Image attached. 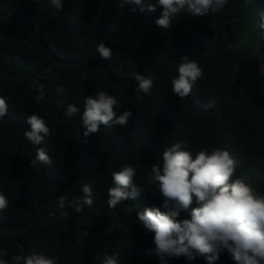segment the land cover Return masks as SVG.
<instances>
[{"label": "trees", "instance_id": "obj_1", "mask_svg": "<svg viewBox=\"0 0 264 264\" xmlns=\"http://www.w3.org/2000/svg\"><path fill=\"white\" fill-rule=\"evenodd\" d=\"M119 4L65 0L57 12L50 0H0V96L9 104L0 120V191L9 200L0 211V248L9 257L36 249L57 257L58 264H100L103 254L119 252L120 264H161L152 234L145 233L136 212L165 211L164 198L147 177L172 143L186 141L193 153L227 149L239 161L236 175L264 191V94L259 85L244 87L245 52L233 48L256 27L264 0L248 5L229 0L222 11L204 16L185 12L167 31L155 25L162 9L140 13L131 11L134 5ZM101 42L112 49L111 60L96 51ZM185 55L204 75L190 96L179 99L171 92V79ZM134 72L153 78L151 96L137 98ZM98 90L120 101L118 113L132 116L126 128L102 125L85 138L79 116L67 118L64 112L70 103L83 110L85 97ZM210 97L217 103L205 111L201 105ZM33 113L54 133L40 146L23 138L26 117ZM37 147L47 149L51 166L29 167ZM124 164L136 168L135 183L144 193L109 208L111 174ZM83 184L91 185L94 203L78 214L68 201L83 195ZM60 196L66 198L63 208ZM180 218H189L188 212ZM165 260L206 264L202 258ZM217 264L234 261L224 252Z\"/></svg>", "mask_w": 264, "mask_h": 264}, {"label": "clouds", "instance_id": "obj_2", "mask_svg": "<svg viewBox=\"0 0 264 264\" xmlns=\"http://www.w3.org/2000/svg\"><path fill=\"white\" fill-rule=\"evenodd\" d=\"M34 3L38 0H33ZM229 0H120L119 7L134 5L131 11L144 13L162 9L155 25L170 30L177 15L188 13L204 16L209 12L218 13ZM252 0H245V4ZM50 5L62 12L65 0H50ZM258 17V18H257ZM256 27L264 30V12H257ZM96 51L105 60H111L112 49L101 42ZM204 75L198 62L187 55L181 57L177 74L171 79V92L179 99L191 95L194 85ZM135 81L134 92L138 99L151 96L154 80L139 72L132 73ZM62 92L63 89H58ZM39 101L43 95L36 96ZM217 100L210 97L202 109L215 107ZM122 104L105 90H98L85 97L83 110L75 104L66 106L67 118L79 116L85 138L100 132L101 126L127 127L131 111L117 112ZM9 104L0 96V120L8 115ZM29 127L23 138L33 146L45 143L46 137L54 133L45 119L35 113L26 117ZM87 142V139L84 141ZM53 160L45 147H37L29 167L38 169L51 166ZM237 158L225 148L205 147L193 153L186 141L172 143L163 148L157 161L152 165L147 184L158 188L164 198L161 207H145L136 216L145 233L152 234L155 254L161 264L165 257L185 258L191 262L202 258L206 264H217L221 254L227 252L234 264H264V191L259 190L245 178L237 176ZM137 170L131 164H124L119 171L111 174V186L107 189L108 207L116 208L127 200H135L144 193V188L135 183ZM83 195L68 201L75 213H82L94 203L92 187L81 186ZM155 195V192L152 193ZM65 197H58L59 206L65 205ZM7 196L0 191V211L8 207ZM195 204V207L191 205ZM181 212H188L189 218H180ZM121 254H103L100 264H120ZM0 264H58V258L43 251L29 249L28 254L8 256L7 249L0 248Z\"/></svg>", "mask_w": 264, "mask_h": 264}, {"label": "rangeland", "instance_id": "obj_3", "mask_svg": "<svg viewBox=\"0 0 264 264\" xmlns=\"http://www.w3.org/2000/svg\"><path fill=\"white\" fill-rule=\"evenodd\" d=\"M264 34L260 29L254 27L246 31L241 41L233 48L245 52V61L248 67V76L244 87L259 85L264 94Z\"/></svg>", "mask_w": 264, "mask_h": 264}]
</instances>
